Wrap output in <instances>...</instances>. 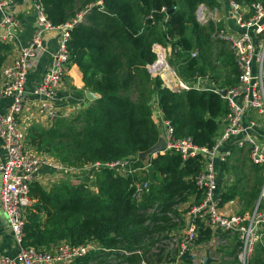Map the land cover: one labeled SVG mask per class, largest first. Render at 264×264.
<instances>
[{
	"label": "trees",
	"instance_id": "1",
	"mask_svg": "<svg viewBox=\"0 0 264 264\" xmlns=\"http://www.w3.org/2000/svg\"><path fill=\"white\" fill-rule=\"evenodd\" d=\"M98 1L39 0L55 27L82 15V20L70 30V64L82 71L86 87L99 98L70 118L74 119L71 122L64 118L49 129L31 127L28 143L40 153H49L74 167L130 159L133 168H139L142 162L136 158L152 148L162 133L153 118L151 100L156 96L176 138L190 137L201 148H213L219 122L228 112L224 99L210 90L174 92L164 87L160 77H152L148 66L157 60L153 51L157 43L171 48V64L187 72L188 77L197 73L206 76L202 63L205 52L213 47L219 49L224 43L213 39L216 24L210 21L202 25L196 11L201 4L218 6L216 1L101 0L102 5ZM235 1L248 6L264 3ZM9 51V45L0 44V67L5 58L2 54ZM194 51H198L196 58L192 57ZM233 58L232 55L234 63ZM235 83L236 79L230 84ZM149 163L155 168L156 183L140 202L132 199L135 183L147 180L148 176L139 180L138 173L124 177L103 169L96 174L97 192L68 183L46 190L35 183L31 188L34 203L24 227V245L51 248L62 241L73 245L95 241L99 249L74 264H103V260L115 264H154L153 255L147 253L179 228L178 206L188 203L193 196L197 203L201 201L202 193L194 178L202 170L203 157L184 161L180 154L167 152L149 157ZM255 170L258 188L245 194L237 185L232 186L223 193V204L239 197L249 208L250 199L258 200L264 168L255 165ZM197 223V242H209L212 230ZM234 239L239 252L242 243L238 236ZM156 255L162 256L163 251ZM177 260L178 253L169 263L193 264L191 260ZM156 262H162V257Z\"/></svg>",
	"mask_w": 264,
	"mask_h": 264
},
{
	"label": "built area",
	"instance_id": "2",
	"mask_svg": "<svg viewBox=\"0 0 264 264\" xmlns=\"http://www.w3.org/2000/svg\"><path fill=\"white\" fill-rule=\"evenodd\" d=\"M32 1L36 15L35 33L30 43L20 49L18 57L2 65L0 71V100H8L5 113L0 114V139L5 151V158L0 164V204L7 215L17 246V254L14 257H0V264H74L78 259L98 250L99 245L95 241L79 245L62 241L49 249L24 245L27 212L33 204L31 188L39 180L42 171L49 169L59 176L72 177L74 172L82 170L90 172L110 169L124 177L133 173L146 176L150 163L148 159L146 164L142 163L141 167L133 168L134 162L126 159L108 163H88L78 169L48 155L35 154L29 148L27 136L31 123L27 121L29 117L25 116L28 77L34 59L45 51V31L59 30L60 43L53 55L51 67L32 90L37 102L36 113L38 119L46 120L50 128L58 118L73 117L72 112H64L57 107L56 95L69 72L70 30L78 22L77 19L55 27L48 20L39 0ZM13 3L14 0H0V44L11 43L21 27L16 15L7 13ZM229 4L234 28L217 27L213 37L229 47L239 71V78L235 85L227 88L226 96H221L227 104L228 112L219 122L220 128L213 148H201L195 145L190 137L176 138L173 125L165 120L160 112L159 121L156 122L162 125L167 146L153 154V158L167 152L180 154L184 161L198 155L203 157L202 170L194 178L198 191L202 193L201 201L191 205L189 215L192 220L187 228L178 234L172 232L168 240L163 242L177 250L178 260L191 254L190 251L198 238L197 221L212 232L218 230L238 236L242 243L238 258L242 264L249 263L257 242L263 236L264 210L257 206L253 211L234 215L221 213L223 194L218 193L217 163L226 164L235 152L246 151L253 165L264 168V3L258 2L248 6L229 0ZM163 12L166 13L165 10ZM217 12L218 9L211 11L206 4H201L197 8L196 16L202 24L210 21L217 24L214 16L212 17ZM148 19L153 20V16ZM153 51L157 54V60L148 66V71L152 77H162L166 88L174 92L195 89L212 90L220 94V90L216 89L213 83L210 84L207 78L199 75L194 76L191 84L184 83L169 66L166 49L156 43L153 45ZM161 54L164 56V62L158 66ZM197 56L198 51H194L192 57ZM35 101L31 106H35ZM254 114L262 120H257ZM136 159L139 160L138 157ZM148 190L147 180L137 181L132 199L140 202Z\"/></svg>",
	"mask_w": 264,
	"mask_h": 264
},
{
	"label": "crops",
	"instance_id": "3",
	"mask_svg": "<svg viewBox=\"0 0 264 264\" xmlns=\"http://www.w3.org/2000/svg\"><path fill=\"white\" fill-rule=\"evenodd\" d=\"M215 1L218 4V6L216 7L218 9V12L217 14H215L217 24L224 26V28L226 29H233L234 21H233L229 0H215ZM7 13H12L16 15V17L21 22V27L18 30L15 39L11 43L5 44L7 46L8 45L10 46V51L2 54L1 57L5 56L2 65L10 63L15 58L18 57L20 49L22 47H26L30 43L36 29L35 27L36 15H35V10L33 8L32 0H14L13 5L7 9ZM1 15L2 13L0 12V20H1ZM44 40H45V47H44L45 51L36 59H34L33 67L28 77L27 107L25 110V116L29 117L27 118V121L31 123L29 129L33 126H39L45 129L50 128L47 126L48 123H46V120L38 119V115L36 113V111L38 110L37 102L34 100L35 98L32 94V90L35 87V85L42 80L43 75L52 65L53 55L58 49L60 43V31L59 30L45 31ZM2 65L0 67V71ZM90 91L91 90L87 88L84 83L82 71L76 65L69 64V72L66 78L64 79L63 83L59 86L57 90V95H56L57 107L61 111L72 112V115L74 117L76 114L86 109L91 102H93L92 100L89 99ZM91 92L95 95L93 91ZM33 101H35V106H31ZM152 103H154V105H152ZM7 104H8V100L6 99L0 100V114L5 113ZM151 105L153 106L152 107L154 110L153 113L158 114L160 109L158 106V100L156 96L153 97V99L151 100ZM254 117L259 121L262 120V118L259 117L257 114H254ZM60 119H64V118H58L55 122L59 121ZM65 119L68 120V118ZM154 120L159 121L157 116L154 117ZM29 148L32 151L34 149L30 144H29ZM245 156H246V151H243L242 153L237 151L235 152V155L230 160H228V163H226L225 165L220 162L217 163V166L219 165V168H217L218 171L217 181H218L219 194L225 193L232 186L235 185H237L240 189L241 186L237 182L236 176L237 174L239 175L241 168L246 165L248 166V173L251 175L252 179L254 180L253 181L254 183L251 182L248 184V187H251L249 192H251L253 188L255 189L258 188L257 186H255V179L257 177L255 165L252 164L248 156L246 157ZM4 158H5V151L2 146V140L0 139V164L2 163ZM229 163L230 166H228ZM142 175L145 176V174ZM89 177L91 178L93 177V171L88 172L82 170V171H78L77 173L74 172L72 177L71 176L62 177L57 175L52 170L45 169L40 174L39 180L36 183L42 186L46 190H52L53 188H55L56 186L62 183H68V184L72 183L73 186L90 183ZM1 186H2V179L0 175V189ZM194 203H196V196H193L188 203L181 204L178 206V211L180 212L181 217L183 219L184 228L175 231L173 234H178L179 231L183 232L185 228H187V225L192 220L191 216L189 215V209L191 205H193ZM256 203L257 201H253L252 199H250L249 208H247L245 200H242L239 197H237L236 199L223 204L221 207V213L234 215L248 210L253 211L256 207ZM261 210H264V202ZM223 233L224 232L218 230L216 231L213 230L212 232L213 237H211V240L208 243L207 242L200 244L198 243V245H196V249H195L196 252L193 251L194 254L193 252L191 254L196 257V261H194L195 263L197 262L204 263L201 262V258L205 256L204 248L209 247L208 244L216 245V247H218L212 249L211 252L212 257L216 260L214 264L241 263L237 258L238 256V249L236 248L237 241L234 239V237L232 236L230 237L229 234L226 233L223 234ZM262 233L263 236L257 242L254 253L250 258V262H252V264H264V230ZM220 234L224 236H219ZM223 245L224 246L226 245L225 248H222L224 247ZM16 254H17V246L13 240L7 215L0 204V257H4V256L14 257Z\"/></svg>",
	"mask_w": 264,
	"mask_h": 264
},
{
	"label": "rangeland",
	"instance_id": "4",
	"mask_svg": "<svg viewBox=\"0 0 264 264\" xmlns=\"http://www.w3.org/2000/svg\"><path fill=\"white\" fill-rule=\"evenodd\" d=\"M98 5H102V1L101 0H99L98 1ZM217 6H215V7H209V9L211 10V11H214V9H217L216 8ZM217 14V13H216ZM214 16V18H215V20L214 21H216V16H215V14L214 15H212V17ZM78 21H80V20H82V15H79L78 16ZM217 22V21H216ZM202 24V23H201ZM202 25H205V24H202ZM220 28V29H224V26H222V25H220V24H216V28ZM214 35V34H213ZM213 39H214V37H213ZM215 40V39H214ZM215 41H218V40H215ZM220 42V41H219ZM216 44V43H215ZM222 44V43H221ZM217 46H219V44H216ZM164 47V46H163ZM165 49H166V52H167V61H168V63H169V66L173 69V70H175V72H176V74H177V76L180 78V80L181 81H183L184 83H186V84H191L192 83V81H193V78H194V76H197V75H199V76H201V77H204V78H207L208 79V82L211 84V83H213L216 87V89H219L220 91L221 90H223V89H227V88H229V87H231V82L233 81V80H235L236 79V83H237V81H238V78H239V71H238V68H237V65H236V63H235V60H234V63H233V61H232V59H231V56H230V52H229V47L226 45V44H222V46H221V48H219V49H214V47L212 48V49H209L208 51H206L205 52V54H204V58L202 59V63H204L205 64V66H206V76H203V75H200V74H195V75H193V76H191V77H188L189 75H188V73L187 72H184L183 70H181V69H178V68H176L175 66H173L172 64H171V62H170V59L171 58H173V54H172V51H171V48L170 47H164ZM223 49V50H222ZM197 52V51H196ZM223 53V54H222ZM234 59V58H233ZM172 76V75H171ZM162 78V77H161ZM235 83V84H236ZM234 84V85H235ZM233 86V85H232ZM165 87V86H164ZM210 91H212V90H210ZM221 96V95H220ZM153 102V101H152ZM152 105H154V103H152ZM153 107V106H152ZM153 109V108H152ZM154 111V110H153ZM160 113H161V111H159ZM154 114V116H153V118L156 116V114L155 113H153ZM159 116L160 115H158L157 114V117H158V119H159ZM161 116L163 117V115H162V113H161ZM71 118H73V117H71ZM75 118V117H74ZM164 118V117H163ZM72 120H74V119H72ZM70 118H68V120H66V121H69V122H71L72 121ZM155 122H158V121H155ZM159 124V123H158ZM162 129V128H161ZM162 133H163V129H162ZM33 152L35 153V154H37L39 151L36 149V148H34L33 149ZM39 154H45V155H49V156H51V157H53V158H56V157H54V156H52L51 154H49V153H40L39 152ZM182 157V156H181ZM196 157V156H195ZM195 157H192V158H195ZM246 157V156H245ZM56 159H58V158H56ZM228 163V162H227ZM143 165V164H142ZM228 166H230V163H229V165ZM80 166H76L75 168H78V169H81V168H79ZM232 167V166H231ZM217 168H219V165L217 166ZM233 168V167H232ZM101 171V170H100ZM99 171H93V177L91 178V177H89V182H90V184L89 183H87L88 184V187L87 188H89L91 191H93V192H97L98 191V188H97V184H96V174L98 173ZM232 173H233V171H232ZM143 178H144V176L143 175H139V180H143ZM264 178V177H263ZM236 180H237V182L239 183V185L241 186L240 187V190L242 189V191L246 194V193H248L249 191H250V189H251V187H248V184L249 183H251V182H253L254 180L252 179V177H251V175L248 173V166L246 165V166H244V167H242L241 168V170H240V173H239V175L237 174V176H236ZM254 183V182H253ZM94 184H95V186H94ZM70 185L71 186H73L72 185V183H70ZM80 185H84V186H86V184H80ZM80 185H77V186H80ZM77 186H74V187H77ZM260 189H261V191L263 192V189H264V181H263V183L262 184H260ZM262 192H261V194H262ZM261 194H260V196H261ZM260 198V197H259ZM262 199H264V197L262 198ZM258 202H259V199L257 200V203H256V207L258 206ZM262 202V201H261ZM259 207H260V205H259ZM249 211V210H248ZM244 212H246V211H244ZM244 212H242V213H244ZM181 228H184V224H183V219H182V217H181V219H180V226H179V228L177 229V230H175V231H178V230H180ZM173 233H174V231H173ZM171 234H172V232H171ZM222 234V233H221ZM219 235V236H224V235ZM224 234V233H223ZM230 235V237L232 236V237H236V235H232V234H229ZM213 237V236H212ZM166 240H168V237L166 238ZM165 241V239H163V241L162 242H160V243H156L155 244V246H153L151 249H150V251L147 253V256H152L153 255V262H154V264H171V263H169L170 262V260L172 259V258H174L175 256H176V253H178L177 252V250H175V248H171L170 246H168V245H165L163 242ZM208 243V242H207ZM200 244V243H199ZM196 245H198V242H197V240L195 241V243H194V247H193V249H192V251H190V253L192 254V252L193 251H195V249H196ZM211 244H208V246L209 247H205L204 245V250H205V256L203 257V258H201V262H204V260H205V257L207 258V259H210L211 260V264H214L215 263V259L212 257V255H211V252H212V249H214V248H218V247H216V245H211ZM224 246V245H223ZM226 246V245H225ZM225 246L224 247H222V248H225ZM49 249V248H48ZM160 251H163V255L162 256H157L156 255V253H158V252H160ZM196 252V251H195ZM191 254H187V255H191ZM193 254H194V252H193ZM159 257H162V262H160V263H157L156 262V260L159 258ZM178 257H179V253H178ZM237 258H238V256H237ZM108 260H113V259H108ZM238 260H239V258H238ZM180 261V263L182 262L181 260H177V262H179ZM194 261H196V259L195 260H193L192 262H193V264H204V263H200V262H197V263H195ZM240 261V260H239ZM250 261V260H249ZM248 261V262H249ZM103 264H115V262L114 261H106V260H103V261H101ZM240 264H242V263H240Z\"/></svg>",
	"mask_w": 264,
	"mask_h": 264
},
{
	"label": "water",
	"instance_id": "5",
	"mask_svg": "<svg viewBox=\"0 0 264 264\" xmlns=\"http://www.w3.org/2000/svg\"><path fill=\"white\" fill-rule=\"evenodd\" d=\"M172 11H170L168 14L172 13ZM227 94V89H223L220 91V95L222 97L226 96ZM97 95V96H96ZM99 98V95L95 93V95L90 91V95H89V99L94 101L96 99ZM159 128H162V125L159 123L158 124ZM167 146L166 144V140H165V137L163 135V133H161L160 135V138L159 140L157 141V143L152 147L150 148L149 150L147 151H144V152H141L139 155H138V159L140 162H142L143 164H146L149 157H151L153 154L157 153L158 151L162 150V149H165ZM155 168L154 166H152L151 164L147 166V176H148V179H147V183H148V187L149 189L151 188L152 185H154L156 183V180H155ZM264 197V194H261L260 198H259V202H258V206L261 204V201H262V198ZM195 260L196 257L193 256V255H184L180 258V260ZM204 264H211V260L210 259H207L205 258L204 260Z\"/></svg>",
	"mask_w": 264,
	"mask_h": 264
},
{
	"label": "bare ground",
	"instance_id": "6",
	"mask_svg": "<svg viewBox=\"0 0 264 264\" xmlns=\"http://www.w3.org/2000/svg\"><path fill=\"white\" fill-rule=\"evenodd\" d=\"M163 62H164V56H163V54H161L160 55V61L158 63V66H161L163 64Z\"/></svg>",
	"mask_w": 264,
	"mask_h": 264
}]
</instances>
